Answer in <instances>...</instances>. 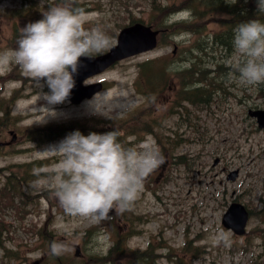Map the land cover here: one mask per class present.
<instances>
[{
    "label": "rangeland",
    "instance_id": "obj_1",
    "mask_svg": "<svg viewBox=\"0 0 264 264\" xmlns=\"http://www.w3.org/2000/svg\"><path fill=\"white\" fill-rule=\"evenodd\" d=\"M55 1L45 0V4L41 5V0H0V53L13 51L12 45L18 40L20 29L39 16L41 7L45 8ZM80 2L88 8L84 11L87 16L85 27L99 26L113 44L115 34L130 22V16L147 18L149 14L148 0ZM188 16L189 13L185 15L182 12L169 18V22ZM209 26L210 36L221 31L218 23H210ZM198 38L191 33L178 35L174 38L178 43L176 46H158L151 52L124 60L89 79L87 83L104 81L105 87L80 104L66 100L55 106L48 105L41 98V93L50 91L44 82L38 84L29 76L25 78L26 74L20 66L11 62L6 70L0 71V129L5 133L14 131L18 134V140L12 148L0 150L1 173L12 169L24 173V163L43 159V177L46 176L55 169L58 157L44 151L67 137L58 138L59 134L66 135L70 131L85 134L87 128L107 129L109 132L117 130L120 135L118 139L125 148L139 146L151 138L158 150L162 151L159 139L156 141L147 133L155 130L168 147L161 152L165 163L145 180L143 191L127 211L142 216L137 222H141L142 233L134 237L130 245L145 248L154 240L160 254L164 255L158 259V264H252L251 260L262 251L264 238V216L259 213L260 201L264 196V128L258 127L248 111L256 108V105H264V84L249 87L230 80L228 60L219 57L216 45L211 42L202 44L203 51L197 49L193 43ZM191 46L194 54L202 59L193 60L211 69V75H215L220 85L213 92L211 104L194 109L184 122L177 117L165 120L170 107L167 100L175 93L172 89L177 80L173 78L170 86L154 96L151 106L139 107L143 98L136 94L134 83L139 76L141 62L163 58L164 61L153 66L157 72L162 71L166 60H171L169 67L174 71L189 67L192 60L183 58H189L185 51ZM220 62L223 68L214 72ZM11 101H14L12 105ZM9 104V116L5 118ZM44 107L53 109L56 115L50 116L42 109ZM158 108L159 111L154 112L153 109ZM191 109L188 107V110ZM131 110L133 113L127 115L126 112ZM156 113L164 119L163 122L142 120L146 115L153 119ZM16 116L22 119L18 122L14 119ZM42 127L43 143H46L36 146L30 139ZM172 130H176V134ZM130 135H135L137 139L145 137L131 146L126 143V146V138L128 142L132 141ZM167 136L175 139L167 141ZM52 138L56 140L50 141ZM9 139L10 135H5L4 140ZM217 158L220 161L215 165ZM235 169L239 170V176L235 181L228 180L229 172ZM41 178L24 185L25 193L32 197L28 199L33 205L31 209H34L24 222L28 227L33 223L39 226L43 222V252L38 238L32 236L21 220L10 213L5 217L14 225L15 239H7L6 247L16 251L20 258L6 257L5 249L0 246V264H44L49 256L46 253L49 251V240H54L63 249L60 254L74 259L75 264H83L90 254H106L112 245L111 218L95 224L68 216L53 195L54 191L51 192L52 188L37 185ZM236 199L252 211L247 234L243 237L225 229L221 221L228 206ZM93 226L101 229V235L86 233L82 238L85 231ZM6 232L8 230L5 228ZM219 233L227 234L230 246L212 242V237ZM185 240L191 241L197 250L180 254L175 249L170 257L167 256L169 246L181 247ZM75 245L81 247L78 257L75 256ZM260 263L256 260L254 264Z\"/></svg>",
    "mask_w": 264,
    "mask_h": 264
},
{
    "label": "clouds",
    "instance_id": "obj_2",
    "mask_svg": "<svg viewBox=\"0 0 264 264\" xmlns=\"http://www.w3.org/2000/svg\"><path fill=\"white\" fill-rule=\"evenodd\" d=\"M256 8L257 14L264 16V0H256ZM86 19L83 9L68 4L48 7L42 19L20 29L13 51L0 53V71L14 61L27 76L49 88L48 93H41L48 105L64 103L76 86L74 76L82 67V58L113 46L99 26L86 28ZM232 47L233 56L227 61L230 80L249 87L264 84V22L253 19L239 23L233 31ZM42 109L56 115L53 109ZM118 137L117 130L87 136L79 131L69 134L44 151L54 154L58 161L37 185L54 189L65 214L91 223L109 219L113 210L117 214L129 210L143 191L145 180L165 163V158L151 138L125 148ZM212 242L230 246L224 233L214 235ZM62 250L55 243L51 246L53 255Z\"/></svg>",
    "mask_w": 264,
    "mask_h": 264
},
{
    "label": "trees",
    "instance_id": "obj_3",
    "mask_svg": "<svg viewBox=\"0 0 264 264\" xmlns=\"http://www.w3.org/2000/svg\"><path fill=\"white\" fill-rule=\"evenodd\" d=\"M177 2H181L185 5V8L190 9L193 14L197 15L198 17H203L205 15L214 14L218 11H221L222 8H230L227 4L223 3V0H175ZM174 3V2H173ZM171 4L168 6H162L161 3L157 2L156 0L152 1V9L154 10L153 13L149 17V23L158 27V28H166L168 32H177L178 27L182 26L183 24L190 26L193 25V29H197L198 32L203 30V24H192L189 21H180V22H172L166 23L164 19L166 15L175 9V4ZM244 7V6H243ZM247 8V7H246ZM249 8H254L257 10L256 4L254 6H249ZM249 14V12L241 13L240 15ZM254 19H258L261 22H264V16L258 15L257 11L254 15ZM154 64L150 63L144 65L147 66L142 69L141 78L147 85L142 89H139L146 97L147 101L145 106H151V102L155 95L159 94L164 88L170 86V82L173 78L179 81L178 90L179 93L177 94L178 99L175 100V105L178 106L180 104H184L185 102H189V104L196 105V106H207L210 103V99L212 97V93L217 88V81L214 77H210L208 74L209 70L205 69V67H198L196 63L192 64V66L179 69V70H169L168 68H163L162 71H155ZM9 115L5 112V118ZM143 121L149 122L152 119H149V116L146 115ZM76 130H83V129H76ZM87 133L85 135H89L92 132L97 134H104L109 132L107 129H92L87 128L85 130ZM112 131H115L112 130ZM75 132V131H73ZM0 133H5V130L0 129ZM119 133V132H118ZM120 136V135H119ZM119 138V137H118ZM162 146L165 147V142L160 141ZM126 145V143H125ZM127 146V145H126ZM16 182H13V179L7 177L6 180L0 186V211H3L9 205H14L15 198L13 197L19 190L16 187ZM51 242V240H49ZM112 250L111 252H113ZM150 250L137 253L134 255L133 264H140L141 262H147L150 257ZM262 256V264H264V241H263V253L260 255ZM112 260L115 258L114 255L110 257Z\"/></svg>",
    "mask_w": 264,
    "mask_h": 264
},
{
    "label": "water",
    "instance_id": "obj_4",
    "mask_svg": "<svg viewBox=\"0 0 264 264\" xmlns=\"http://www.w3.org/2000/svg\"><path fill=\"white\" fill-rule=\"evenodd\" d=\"M157 31H152L150 27L142 24H135L123 29L118 37V44L105 55L93 58H82V67L79 73L74 76L76 86L71 91L69 98L75 102H80L85 97H91L95 92L101 89V84L83 86V80L87 77L102 72L116 61L125 57L152 49L156 46ZM261 127L264 126V111L256 113ZM237 171L230 174L231 179H235ZM111 213V212H110ZM248 212L246 208L233 203L225 214L223 223L237 234H244L248 221Z\"/></svg>",
    "mask_w": 264,
    "mask_h": 264
}]
</instances>
